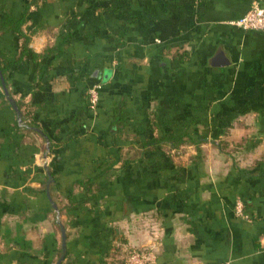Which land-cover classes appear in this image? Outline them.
<instances>
[{
  "label": "crops",
  "instance_id": "1",
  "mask_svg": "<svg viewBox=\"0 0 264 264\" xmlns=\"http://www.w3.org/2000/svg\"><path fill=\"white\" fill-rule=\"evenodd\" d=\"M28 1L0 0V264H54L57 220L61 264H123L137 247L150 264H264V32L228 24L264 0H113L92 13L93 0H41L21 28L35 57L4 26ZM218 51L228 64L211 63ZM171 119L181 140L142 153ZM239 122L249 138L223 153ZM185 147L195 155L164 152Z\"/></svg>",
  "mask_w": 264,
  "mask_h": 264
},
{
  "label": "trees",
  "instance_id": "2",
  "mask_svg": "<svg viewBox=\"0 0 264 264\" xmlns=\"http://www.w3.org/2000/svg\"><path fill=\"white\" fill-rule=\"evenodd\" d=\"M39 1L41 0H29L25 5H24V12L23 14L21 15V17L19 19H15L14 17L12 16H7L5 21H4V26L12 31H15L17 32L19 35H22L24 40L21 44V50H20V55H23V54H27V53H30L31 56L35 57L37 56L36 54L32 53L30 51V49L28 48V37H25L23 34H22V25L23 23L25 22V15L29 9V7L31 5H35L37 4ZM106 1V0H105ZM117 1V0H116ZM103 3L98 1V0H93L92 3H90V6L88 7L87 11L88 13H92V10H94L95 8H100L102 11H105V12H109L110 10H113L116 8V4H113V0H108L106 2H104V4L102 5ZM115 43L117 44H122V42L118 41L117 39H115L114 41ZM187 51L185 52H180V53H177V52H174L173 53V56L175 59H183L186 57ZM93 68L91 66H89V69H88V73L90 74L92 72ZM99 83V82H98ZM100 84V89H101V83ZM100 89L98 90V99H99V91ZM86 108L91 111L92 109H95L97 108L98 106V102L96 103V105L94 106H91L89 101H88V96H87V100H86ZM123 108H124V103L123 101H120V102H117L115 104V106L113 107V124L114 125H117V124H122L123 121H124V115H123ZM83 115H80L78 117H72V118H69L67 120V122L65 123L66 127H68L69 129V134L70 135H80L81 131L85 129V125L86 123L83 122ZM76 118V119H75ZM175 121L174 119H171L169 121H165L166 124H168V128H166V131L161 134L160 136L158 137H149L148 139L142 141L141 143V147H142V150L141 152L142 153H151V152H155L157 150H159L156 145L158 144H161L162 142L164 141H171V143H174V140L176 141H180L181 139V136L182 135H179V136H176L173 132V126L175 124ZM113 131V130H112ZM68 135L67 138H70ZM115 136V134H114ZM188 137H191L188 135ZM197 137V140L198 138L200 139V136L199 135H196ZM57 140H61V136L59 134H57ZM203 138V137H202ZM202 140V139H200ZM178 141V142H179ZM49 150H51V147H49ZM159 152V151H158ZM257 165H258V171H261V168H263L264 166V160H260V161H257ZM240 172H242L244 175H249V172L248 170H245V169H239ZM253 172V171H252ZM90 182L86 183V185H88Z\"/></svg>",
  "mask_w": 264,
  "mask_h": 264
},
{
  "label": "built area",
  "instance_id": "3",
  "mask_svg": "<svg viewBox=\"0 0 264 264\" xmlns=\"http://www.w3.org/2000/svg\"><path fill=\"white\" fill-rule=\"evenodd\" d=\"M228 24L238 27L242 30H256L264 32V8L257 1H253L248 10L237 19L229 21ZM99 83L92 85L88 91V101L91 106L98 102ZM235 213L246 218L247 216L242 211V202L237 200L235 203ZM154 253L146 247L130 248L126 251L123 258V264H150L154 262ZM228 264V263H223Z\"/></svg>",
  "mask_w": 264,
  "mask_h": 264
},
{
  "label": "rangeland",
  "instance_id": "4",
  "mask_svg": "<svg viewBox=\"0 0 264 264\" xmlns=\"http://www.w3.org/2000/svg\"><path fill=\"white\" fill-rule=\"evenodd\" d=\"M96 84V83H95ZM94 85V84H93ZM92 86V85H91ZM90 86V87H91ZM89 87V88H90ZM242 121V120H241ZM246 122L250 121V119L248 120H244ZM240 123H237V126H234L233 129H230L228 132L229 134H227L224 139L226 140H221V145L224 149H222L223 153H228L229 154V151L231 152H234V146H228V144L231 142V141H235V140H241L240 142H245L246 141V138L245 137H248V135L244 136L245 132H243L239 127H240ZM203 130H206L203 128ZM244 138V139H243ZM249 138V137H248ZM247 138V139H248ZM227 143V144H226ZM226 144L227 147L224 145ZM225 146V147H224ZM166 152V155H170V158H173V159H181V158H189L191 157V155H195V149L193 147H185V148H181L179 150H167L165 149ZM227 155V154H226ZM222 156L225 157V155L222 154ZM228 156V155H227ZM126 253L122 256V261H123V258L125 257ZM123 263V262H122Z\"/></svg>",
  "mask_w": 264,
  "mask_h": 264
},
{
  "label": "water",
  "instance_id": "5",
  "mask_svg": "<svg viewBox=\"0 0 264 264\" xmlns=\"http://www.w3.org/2000/svg\"><path fill=\"white\" fill-rule=\"evenodd\" d=\"M211 63L213 65H216V66H223V65H226L229 63V61L226 59V57L222 54V52L218 51L214 54V56L212 57L211 59ZM0 79H1V82L2 84L4 83L3 82V79L0 75ZM5 93L7 94V91L4 89ZM12 106L14 109H16L15 107V104L12 102ZM44 169L46 170V174H47V177H48V181L50 180L51 178V175H50V172L46 166V163H44L43 165ZM52 204V207H54V209H56V206L54 203H51ZM57 218H58V215H57ZM57 223L59 225V228H60V236H61V253L59 255V257L57 258V260L55 261L54 264H61L62 260L64 259L65 255H66V234H65V228L64 226L57 220Z\"/></svg>",
  "mask_w": 264,
  "mask_h": 264
}]
</instances>
